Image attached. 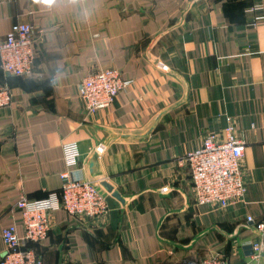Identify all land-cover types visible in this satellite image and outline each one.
Masks as SVG:
<instances>
[{
    "label": "crops",
    "instance_id": "0c3cea01",
    "mask_svg": "<svg viewBox=\"0 0 264 264\" xmlns=\"http://www.w3.org/2000/svg\"><path fill=\"white\" fill-rule=\"evenodd\" d=\"M252 2L0 0V41L21 22L31 25L35 45L28 75L0 69L12 95L0 106V259L1 229L19 221L16 199H58L61 145L75 141L76 174L99 180L109 210L91 220L53 210L44 240L23 243L44 264L211 255L264 264V239L258 258L251 246L260 239L254 224L264 220V21L249 23ZM109 68L129 82L110 106L86 111L77 83ZM228 119L244 142L246 189L221 209L195 201L179 159L208 133L224 139Z\"/></svg>",
    "mask_w": 264,
    "mask_h": 264
},
{
    "label": "built area",
    "instance_id": "2783aa9c",
    "mask_svg": "<svg viewBox=\"0 0 264 264\" xmlns=\"http://www.w3.org/2000/svg\"><path fill=\"white\" fill-rule=\"evenodd\" d=\"M258 10L264 11V0H253L248 6L247 12L252 15L251 25L264 21V15L254 14ZM8 30L0 41V69L11 76L28 75L35 55L33 29L29 23L16 22ZM128 82L115 69H98L80 79L76 93L83 108L94 112L110 106L118 91ZM11 101L10 86L0 82V106H9ZM222 132L224 139L217 138L212 132L208 133L196 148L184 153L179 163L188 165L195 201L224 209L242 199L246 185L240 168L244 142L236 135L230 121ZM61 153L64 169L60 173L58 199L54 193L40 199L25 195L16 199L13 208L20 211L19 221L1 229L5 251L0 264H44L42 257L23 243L44 240L50 228V213L55 209L65 210L71 218L78 220H91L108 212L109 206L99 180L76 174L80 155L77 142H63ZM246 218L254 222L253 217ZM18 224L22 227L21 235L17 232ZM254 227L260 239L251 246L253 257L258 258L264 239V220L255 223ZM167 264H226V260L219 255H211Z\"/></svg>",
    "mask_w": 264,
    "mask_h": 264
},
{
    "label": "water",
    "instance_id": "95a60500",
    "mask_svg": "<svg viewBox=\"0 0 264 264\" xmlns=\"http://www.w3.org/2000/svg\"><path fill=\"white\" fill-rule=\"evenodd\" d=\"M102 184L108 191H111L110 186L106 182H103ZM113 195H115L116 197L120 198V196H119V194L117 192H113ZM245 248H247L246 254L251 255L252 254L251 246L250 245H246Z\"/></svg>",
    "mask_w": 264,
    "mask_h": 264
}]
</instances>
